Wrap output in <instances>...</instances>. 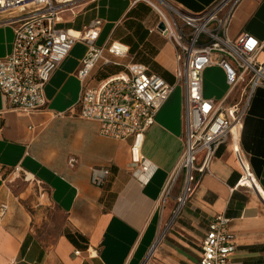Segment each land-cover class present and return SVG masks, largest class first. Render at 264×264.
Wrapping results in <instances>:
<instances>
[{
  "label": "crops",
  "instance_id": "0c3cea01",
  "mask_svg": "<svg viewBox=\"0 0 264 264\" xmlns=\"http://www.w3.org/2000/svg\"><path fill=\"white\" fill-rule=\"evenodd\" d=\"M166 1L196 15L217 0ZM152 10L143 1L78 0L62 13L60 25L79 30L94 18L102 19L99 45L120 41L129 52L122 63H143L175 84V47L150 32L159 22ZM246 32L263 44L258 60L264 62V0H242L236 8L227 34L237 39ZM13 38L12 27L0 25V58L11 52ZM85 53L86 46L77 43L54 71L40 111L13 110L0 91V207L8 206L5 212L0 208V264H198L208 226L220 214L230 219L235 235L232 263L264 264V87L255 90L241 131V146L263 198L235 187L241 172L230 139L218 148L211 172L173 222L169 218L182 179L166 199L164 193L184 151L182 87H175L146 133L142 152L157 170L143 183L132 174L136 165L130 160L131 139L102 135L98 122L79 115L84 85L96 86L124 68L96 81L99 65L82 82L77 70ZM228 89L220 66L205 69L206 97L222 99ZM16 166L32 175L24 177L27 183L8 182L6 175ZM94 168L109 170L100 185L92 183Z\"/></svg>",
  "mask_w": 264,
  "mask_h": 264
},
{
  "label": "built area",
  "instance_id": "2783aa9c",
  "mask_svg": "<svg viewBox=\"0 0 264 264\" xmlns=\"http://www.w3.org/2000/svg\"><path fill=\"white\" fill-rule=\"evenodd\" d=\"M76 1L0 0V25L11 26L14 32L11 52L0 58V91L7 105L23 113L44 109L45 87L54 71L77 43H83L86 53L77 70L82 82L99 65L124 68L101 79L96 86L84 85L78 101L79 115L98 122L102 135L131 139L130 160L136 165L132 174L143 183L149 182L157 170L142 152L146 133L175 87H182L184 151L164 193L166 199L182 179L174 215L193 196L202 178L211 172L218 148L230 139L241 172L235 187L247 188L263 198L241 146L242 124L251 99L258 87H264V62L258 60L263 44L247 32L237 39L227 34L242 0H217L196 15L183 12L166 0H131L146 2L153 8L159 22L150 32L159 33L174 45L175 84L151 72L143 63L133 60L122 63L129 52L120 41L99 45L102 19L94 18L79 30L59 26L62 13ZM212 65L220 66L226 75L229 89L222 99L204 95L203 73ZM14 171L27 179L31 177L21 166H16ZM108 174L107 168H94L92 183L102 184ZM0 208L5 212L8 206L2 203ZM229 223L230 219L223 214L210 222L198 264H233L230 258L237 244ZM80 253L75 251L77 255Z\"/></svg>",
  "mask_w": 264,
  "mask_h": 264
},
{
  "label": "rangeland",
  "instance_id": "374dc122",
  "mask_svg": "<svg viewBox=\"0 0 264 264\" xmlns=\"http://www.w3.org/2000/svg\"><path fill=\"white\" fill-rule=\"evenodd\" d=\"M68 6L71 7V4L68 5ZM151 15H152L153 17H156V16H157V14H156V12H154V10H152ZM69 25H70V24H69ZM59 26H66V24L59 25ZM119 68H120V67H119V66H116V65H109V66H105V68H102V69H100V70L98 69V70H96V73H95V80L98 81L99 79H101V78H103V77H105V76L111 74L114 70H117V69H119ZM163 76H164V75H163ZM176 89L179 91V90L181 89V87H180V86H177ZM6 176H7V178H8V182H9V183H12V184H13V183H15V181H20V182H22V183H27V182L24 180V176H23L22 173H18V172H15V171H9V172L7 173ZM177 206H178V202H177V199L175 198L174 210H173V213L171 214V216H170V218H169V221H170V220L173 221L172 218H174V217H173V216H174V211L176 210ZM181 209H182V208H181ZM177 215H178V214H177ZM176 217H177V216H176ZM176 217H175V219H176ZM175 219H174V220H175ZM172 221H171V222H172ZM171 222H169L168 224H166L165 228L161 231V233H160V235H159L158 238H162V237L165 235L167 229H168L169 226L171 225ZM173 222H174V221H173Z\"/></svg>",
  "mask_w": 264,
  "mask_h": 264
},
{
  "label": "bare ground",
  "instance_id": "6f19581e",
  "mask_svg": "<svg viewBox=\"0 0 264 264\" xmlns=\"http://www.w3.org/2000/svg\"><path fill=\"white\" fill-rule=\"evenodd\" d=\"M30 176H32V175H30ZM182 203H183V201H182ZM182 203H181V204H182ZM180 208H181V206L179 207V209L177 210L176 214H175L173 217H176V215L178 214V211L180 210ZM160 239H161V238H158V239H157V243H156V244H158V241H159ZM152 251H153V250H152Z\"/></svg>",
  "mask_w": 264,
  "mask_h": 264
},
{
  "label": "water",
  "instance_id": "95a60500",
  "mask_svg": "<svg viewBox=\"0 0 264 264\" xmlns=\"http://www.w3.org/2000/svg\"><path fill=\"white\" fill-rule=\"evenodd\" d=\"M160 26L162 27V24Z\"/></svg>",
  "mask_w": 264,
  "mask_h": 264
}]
</instances>
